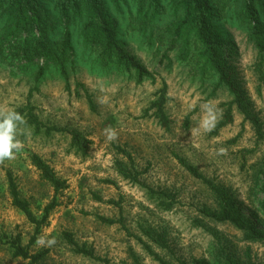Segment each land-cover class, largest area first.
<instances>
[{
	"label": "rangeland",
	"instance_id": "obj_1",
	"mask_svg": "<svg viewBox=\"0 0 264 264\" xmlns=\"http://www.w3.org/2000/svg\"><path fill=\"white\" fill-rule=\"evenodd\" d=\"M161 1L167 13L147 21V28L141 31L111 5L112 15L120 24L119 37L155 73V81L137 84L128 72L105 68L96 54L85 50L79 21L72 27L78 57L74 68L68 64L69 81L53 63L36 80L43 59L36 53L16 54L17 43L25 35L2 43L0 115L30 103L45 126L77 130L91 144L88 154L82 156L71 147L68 133L47 135L44 129L36 132L24 120L19 123L16 139L21 150L0 162V264H31L30 260L13 257L8 242L20 236L27 248L35 231L26 215L12 204L8 173L38 218L54 198L59 203L37 244L30 248L33 254L49 250L37 264H135L132 253L141 264H264V242H248L231 224L201 213L203 208L218 211L219 201L179 161L184 159L228 192L235 206L264 229L260 182L264 165V79L260 69L264 72V64L260 65L258 51L245 31L231 28L237 46L232 65L250 109L262 124L263 137H258L236 106L234 122L216 131L226 104L234 96L226 88L216 89V80L193 76L190 66L181 63L175 52L166 58V46L151 44L148 36L152 30L166 33L167 27L184 17L183 11L174 12L175 1ZM61 32L62 28L53 31L54 40ZM164 83L168 87L165 111L169 128L159 122L152 109ZM106 129L115 132L114 138H108ZM118 147L131 153L137 169L144 172L139 183L124 180L117 172L116 162L129 164ZM34 155L66 181L65 189L56 193L35 166ZM150 189L174 195L177 204L170 211L163 209ZM101 218L117 222L109 224ZM65 233L99 259L76 254ZM157 239L165 240V246Z\"/></svg>",
	"mask_w": 264,
	"mask_h": 264
},
{
	"label": "trees",
	"instance_id": "obj_2",
	"mask_svg": "<svg viewBox=\"0 0 264 264\" xmlns=\"http://www.w3.org/2000/svg\"><path fill=\"white\" fill-rule=\"evenodd\" d=\"M173 1H175L174 12L183 11L184 17L174 26L167 27L166 33L156 34L152 30L148 36L151 44L166 46L164 53L166 58H169V52H175L181 63L190 66L193 76H200L201 80H216V89L226 88L234 96L233 101L226 104L223 120L217 124L216 131L234 122L233 107L236 106L244 116V120L249 121L258 137L262 138V124L250 109L244 91L240 87L238 73L232 65L233 58L237 54V46L230 29L236 26L245 31L248 40L258 51L262 66L264 64V0ZM161 2V0H0V22L4 23L0 24V52L4 41L25 35L21 38V42L17 43L19 46H16L18 49L16 54L20 51L36 53L43 59L44 64L40 66L36 80L38 81L47 67L53 63L69 81L68 64L74 68L78 57L76 50L78 44L74 39L72 27L79 21L82 25L85 50L96 54L105 68L119 73L128 72L135 77L137 84L149 80L155 81V73L151 72L119 37L120 24L118 18L112 15L111 5L116 8L117 13L128 18L131 25L133 22L136 23L141 31L147 28V21L153 22L156 17L167 13V8ZM51 6L53 7L50 8ZM134 8L137 9L136 14ZM58 28H62L61 36L58 40H54L52 33ZM260 71L264 79V72L261 69ZM167 101L168 87L164 83L158 92V99L152 104V109L159 122L169 128L171 122L165 111ZM34 111V107L29 103L15 112L21 115L26 125L34 127L36 132L44 129L47 135H52L53 132L68 133L71 136V147L75 152L82 156L88 154L91 142L83 133L77 130L47 127L38 119ZM117 149L129 163L116 162L117 172L124 180L139 183V177L144 172L137 169L131 153L120 147ZM179 161L193 177L203 181L219 201L218 211L203 208L202 214L216 222L231 224L243 233L248 242H264V229L259 228L235 206L228 192L214 185L184 159L179 158ZM33 162L43 178L54 187L56 193L66 188V181L58 178L54 169L42 158L34 155ZM260 177L264 190V165L260 170ZM8 181L13 206L22 211L35 226L34 235L27 248H24L20 236L8 243L13 250V257L37 264L48 256L49 250L33 254L30 248L37 244L42 228L47 225L59 203L54 198L45 206L43 216L38 218L32 211L30 203L21 197L11 173H8ZM149 193L153 198L161 200L159 206L167 211L172 210L177 204L176 197L172 194L156 192L152 189ZM101 220L109 224L117 222L106 218ZM64 237L73 246L76 254L99 259L85 245H79L71 234L65 233ZM156 241L165 246V240ZM146 249L150 255L159 260L150 248ZM131 257L135 264H141L134 253Z\"/></svg>",
	"mask_w": 264,
	"mask_h": 264
},
{
	"label": "clouds",
	"instance_id": "obj_3",
	"mask_svg": "<svg viewBox=\"0 0 264 264\" xmlns=\"http://www.w3.org/2000/svg\"><path fill=\"white\" fill-rule=\"evenodd\" d=\"M22 122L21 115L15 111H9L0 115V162L13 158L14 153L21 150V144L16 139V134L18 125ZM204 123L207 125V118ZM105 132L109 139L114 138V131L106 129ZM40 242L43 243V239ZM48 243H54V239L49 240Z\"/></svg>",
	"mask_w": 264,
	"mask_h": 264
}]
</instances>
